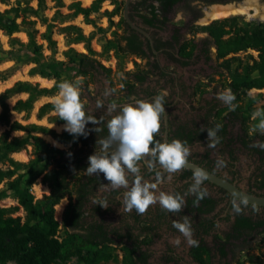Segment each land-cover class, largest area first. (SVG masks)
Wrapping results in <instances>:
<instances>
[{
	"label": "trees",
	"instance_id": "trees-1",
	"mask_svg": "<svg viewBox=\"0 0 264 264\" xmlns=\"http://www.w3.org/2000/svg\"><path fill=\"white\" fill-rule=\"evenodd\" d=\"M36 1V9H33L28 3L22 5V0H16L15 5L0 12V31L8 37L9 46L16 51H10V54L14 55L12 59L19 61L21 60L20 55H27V62L34 65L29 70L30 76L38 75L42 78L54 79L53 86L50 88L40 87L38 84L27 81H17L0 94V126L7 127L0 135V163L8 165L6 169H0V183L6 180L7 190L13 191L14 198L18 203V206L14 207L0 206V264L9 262L15 264H66L72 259L80 264H148L149 255L143 248H147L153 239L151 236L153 230L150 227L144 226L143 233L135 236L131 232L123 234L119 230L109 232L98 221L86 222L92 213L101 211L100 205L93 206L91 213L86 209L101 178L89 176L85 170L88 167V157L95 151L100 152L101 145L96 141L108 137L107 120L87 112L86 105L82 103L86 115L95 117L99 123L86 124V137L83 135L74 136L67 131L56 133L45 126L34 123L22 125L17 121L11 122L10 108L6 103L14 95L26 94L27 98L17 101L12 110L28 116L36 101L44 97H52L58 92L57 84L63 80L74 83L77 78L81 77L82 81H86L87 77L92 78L96 73L102 72L107 74V77L111 76V70L105 68L94 58L97 55L91 48L94 34L86 36L77 26L68 25L61 27L59 31L68 33L72 37L71 44L82 43L88 53H77L69 49L64 53V61H47L43 55V46L37 43V37L46 42L48 50L54 51L56 43L53 33L57 23L61 24L81 15L86 24L93 25V21L89 18L90 15L98 13L102 3L108 1L114 9L110 13L105 11L104 15L108 18L110 27L113 26L111 19L118 15L119 20L115 25L122 29L123 34L119 36L116 32L112 33L115 39L106 41L102 45L101 54L112 51L117 59L119 69H122L126 55L145 57L144 51L139 47L140 38L124 22L120 0H93L88 7H82L80 1L72 0L73 2L67 6L70 14L66 15L60 12V9L64 7V1L52 0L56 10L50 19L44 15L47 9L45 0ZM136 1L132 6L135 15L144 24L153 27L156 23L164 24L167 20L166 14L173 5L182 0ZM154 1L158 2L156 6L152 4ZM9 2L10 0H0V3L4 5H9ZM18 19L20 22H17ZM239 19V17H232V19L215 20L209 25L197 26L192 30L193 34L197 32L207 34V38L202 43L203 51L209 56L211 47H214L218 67L232 76V80L225 85V89H231L236 97L233 101V104L236 105L235 111L229 107L226 110L218 111L214 107L210 108L204 128L221 125V129L217 133L220 143L217 145L228 149L236 142L243 149L264 161V150L252 146L254 142H257L256 139L259 142H264V134L255 131L249 135L247 126L254 113L253 103L263 98L262 94L251 97L248 92L254 89H264V23H253L243 27L238 24ZM37 23L44 27L42 33L35 28ZM18 32L26 34L27 42L25 44L13 37V34ZM194 43V41L182 43L180 55L190 59L196 49ZM248 50L257 52L256 58H252L250 55L246 58L237 56V54ZM0 51H2L1 45ZM134 65L136 68L134 71L125 72L126 75L132 77V81L124 82L126 98L134 93L135 85L146 82L151 74L145 69H140L139 64L134 63ZM7 76L8 73L5 78ZM205 85L208 86V84ZM53 105L54 103L51 102L42 104L37 110V118L40 120L49 115L51 111H55ZM261 108L264 110V105ZM224 112L226 114L223 115ZM49 122L65 124L58 115L49 117ZM236 123L240 124V133L234 140L228 139V129ZM95 128L100 130L94 131ZM163 129L161 124L159 133L154 135V140L161 142ZM12 132H22L23 134L11 136ZM40 134L50 136L59 144L71 145L72 150L67 152L58 149L40 137ZM172 134L175 136L174 138H178L182 142L187 141V146L196 141L207 139V132L201 131V128L196 126L189 130L186 126H180L176 133ZM27 146L31 147L33 158L26 164L16 162L10 157L11 154L18 153ZM114 148L115 144L109 151ZM41 164L42 166L38 168ZM208 166L209 164L205 168L211 170ZM48 167H51L50 170L45 172ZM20 170L24 172L17 174ZM77 174L80 176L76 179ZM192 175L188 171L185 172V176ZM14 176L16 177L13 178ZM38 178L43 185L49 188L51 194L34 201L30 189ZM72 179L76 180L71 188L73 196L68 199L60 224L55 218V206L64 197L59 193L69 190V180ZM259 189L264 190V175L259 180ZM117 193L115 192L114 195ZM6 197L5 190L0 191V200ZM193 201L188 202V206L193 210L207 212L212 209L213 199L211 198L200 200L201 206H195L196 208L193 206ZM19 208L24 211V219L20 216H13ZM60 227L66 230L67 237L64 239H60ZM260 228L264 232L263 220L254 223L248 217L239 216L233 228L234 234L245 238L240 246H236L237 251L247 250L253 238L249 239L250 236L254 233L262 234ZM144 231L147 236L141 239ZM117 251L122 253L120 260L116 254ZM190 255L199 264H209V250L205 247L200 245L194 247ZM221 255L226 256L223 247ZM171 260L172 258H168L167 261ZM254 264H262V262L257 261Z\"/></svg>",
	"mask_w": 264,
	"mask_h": 264
},
{
	"label": "rangeland",
	"instance_id": "rangeland-1",
	"mask_svg": "<svg viewBox=\"0 0 264 264\" xmlns=\"http://www.w3.org/2000/svg\"><path fill=\"white\" fill-rule=\"evenodd\" d=\"M64 7L60 9L61 14L66 15L70 14L69 10L67 9V6L70 5L73 1L72 0H63ZM80 1L82 7H88L90 6L91 2L93 0H77ZM246 1V0H244ZM121 2V9L123 7L124 0H120ZM16 0H10L9 5H4L0 3V12H3L4 10L10 8L11 6L15 5ZM25 3H28L29 6H31L33 9H36L37 7V1L36 0H22V5ZM243 3V2H242ZM257 3L261 7H264V0H257ZM46 4V11L44 12V15L50 19L55 10L54 9V3L52 0H45ZM214 7V6H212ZM211 8V7H210ZM210 8H207L203 10L204 14L200 18V20L197 21L195 24L193 21L195 17V13L187 12L182 7H176L172 16L173 19H171L169 23V27H166V29L162 32L164 34H169L168 32L170 29L174 28V26L178 29H180L182 39L191 41L195 37L196 42L198 45L203 43V40L207 38V34L197 32L195 34L192 33V30L194 27L197 26H206L211 23V21L206 22V19H208L207 12ZM114 7L108 2H103L101 5V9L98 13H93L90 15V19L93 21V25L86 24L84 22V19L81 15H78L73 20H68L65 22H62L61 24L57 23V27L54 29V40H55V49L54 51H50L47 48L46 42L41 40L39 37H37V43L41 44L43 46V55L45 56V59L48 60H57V61H64V53L72 49L76 51L77 53L87 54L88 52L85 50L84 45L82 43L79 44H71L72 43V37L69 36L68 33H64L59 31L61 27L65 26H77L79 27L83 34L86 36H90L94 34V39L91 41V48L94 52H96L97 55L94 56V58L100 62L105 68H108L111 70V76L107 77V74L105 73H96L92 78L87 77L86 81H82V84L80 85V97L83 104L86 105V111L90 112L92 114H96L99 117H103L107 120L111 118V115H115L119 113L120 107L126 103H128L132 99H127L125 97L126 91L124 90V82L127 80L132 81V77L126 75L125 72H132L134 71L135 65L139 64L140 69H145L144 62H139L136 60V58L133 55H126V57L123 60L122 69L118 68L117 59L115 58L114 53L111 51L109 53H103L102 52V45L105 44L106 41H113L115 39L114 35L112 33L116 32L121 36L122 29L117 27L115 24L119 20V16H114L111 21L113 23V26L110 27L108 18L104 15V12L107 11L108 13L112 12ZM206 11V13H205ZM197 15V13H196ZM242 14H236L231 15L227 18L223 19H232V17H239L238 24L240 26L245 27L246 25L253 24V23H264V17L263 18H247L246 16H238ZM33 19V18H32ZM222 20V19H218ZM215 21V20H214ZM17 22H20V19L17 20ZM213 22V21H212ZM198 24V25H197ZM35 28L39 30L40 33L44 31V27H41L39 23L35 25ZM106 30V31H103ZM14 38H17L21 43L25 44L27 42V37L24 32H18L13 34ZM9 39L8 37L0 31V45L1 50L0 51V94L7 88H10L15 82L17 81H27L32 84H38L40 87L44 88H50L53 86L54 79H46L42 78L38 75L30 76L29 70L34 66L31 63H28V56L27 55H18L16 56L21 57V60L15 61L12 59L14 55L10 54V51H15V49H12L9 46ZM16 52V51H15ZM252 56V58H256L257 52L254 50H248L246 52H242L237 54V56H240L242 58H246L247 56ZM209 61L208 60H196V63L189 68V70L185 73L180 68H177L176 66L170 67L169 69H173L175 72H178L180 75L181 81H183L184 85L186 86V94L181 95L180 99L181 101L184 100L189 101V110L186 109V107L183 106V104H177L175 107H173L170 110L171 114V120L173 125L184 123L186 125L191 126L192 128L196 127H203L204 123L207 122L209 109L213 108L218 111L220 109H227L229 106L225 105L221 100L217 98V94L223 90H225V85L227 83H230L232 80V76L230 74L226 73V71L220 69L218 67V62L215 60L214 55V47H211L210 54H209ZM8 73V76L5 78L6 74ZM77 79H82L81 77ZM76 79V80H77ZM75 80V81H76ZM165 80L162 78L160 79L158 76H153L149 83H146L143 88L149 89H157L162 90L164 86ZM154 83V84H152ZM205 84H208L206 86ZM58 93V92H57ZM57 93L52 97H44L36 101L33 105L32 112L26 116L24 113H17L12 110V108L15 106L16 102L19 100H25L27 98L26 94H17L13 97L9 98L6 103L8 104L10 108V120L17 121L22 125L26 124H37L41 126H45L50 130H53L56 133H61L64 130V124H55L49 122V117L58 115L56 111H51L49 115L44 116L42 119L37 118V110L38 108L47 102L54 103V99L57 95ZM248 94L251 97L256 96L257 94H262L263 98L258 100L257 102H254L252 105V109L254 112L261 111L263 113L264 110H262V106L264 105V89L262 90H250ZM100 100L103 102L104 107L97 108V101ZM116 105L115 112H112L111 115L108 113V108L110 105ZM230 108V107H229ZM226 114L225 112L223 115ZM222 115V116H223ZM259 117L256 119H253V115L250 119V122H248V133L251 135L254 131L253 128L255 125L259 123ZM7 127L0 126V135L3 131H5ZM240 124L236 123L233 124V126H230L228 129L229 137L228 139L234 140L235 137L240 133ZM22 132H12L11 136H21ZM46 142L51 144L52 146L65 150L67 152L71 151V145H63L59 144L55 140H53L50 136L41 135ZM255 141H258L256 139ZM232 151L234 153V158L236 162H234V169L237 172V183L238 186L241 188H246L248 180L252 177L255 168L257 166V158L251 154L248 150L243 149L239 146L236 142L231 145L230 148L226 149L222 145H217L215 148H209L207 146V141H204L202 143L195 144L190 149V155L191 158H198L202 159L203 156L209 152L210 157L215 161L216 163V170L221 172L224 176H229V167H228V161H230V157L228 155H225L226 152ZM10 157L19 163L26 164L30 159L33 158L32 156V149L30 146H27L24 150L11 154ZM225 161L224 166H218L219 160ZM42 166L39 165L38 168ZM8 165H3L0 163V169H6ZM228 167V168H227ZM51 167H48L45 172L49 171ZM23 170H20L17 174L23 173ZM17 176V175H16ZM14 176L13 178H15ZM80 176L77 174L75 177ZM91 176H98L101 178V183L95 187L94 194L90 197L89 203L87 205V210L91 213V209L93 206L104 204L106 203L107 208L101 207V211L99 213H92V216L89 217L86 222L91 221H98L101 222L105 228L109 231H117L119 230L121 233H124L126 231H131L136 235L140 234V227L144 224L146 225L150 221L153 220V215L155 213L156 208L158 207L159 203H156L152 206H150L147 210V212L143 215H138L135 210L132 212H127L124 210L123 205V194L118 196L114 195L115 192H124L125 189H113L111 185H107L109 182L104 178L103 174L100 173L99 175H91ZM12 178V179H13ZM11 179V180H12ZM75 179L69 180L70 188L68 191L60 192L59 194H62L64 197L60 200V203L55 206V218L56 220L61 224L62 220V213L68 204V199H70L73 196L72 187L75 183ZM131 184V180H129ZM182 185V183L179 184V186ZM164 190H168V186H163ZM5 190L6 192V198L3 200H0V206L1 207H14L18 206L17 200L14 198V193L12 190H7L6 186V180H4L2 183H0V191ZM30 193L33 196L34 201L40 200L45 195H50L51 191L49 188L45 185H43L40 181V178H38L33 184V186L30 189ZM13 216H20L22 219H24V211L22 208H19L18 212H16ZM139 217V223H135L134 217ZM180 220L181 217L175 218L173 215L168 218V221L165 223H157L155 226V237H152L151 244L147 248H143L149 255L148 264H165L163 261L167 258L169 254L166 253L167 248H173L175 251V254L177 258H181L182 261L178 264H187L188 259L184 253V250L186 248L185 244V238L178 232L177 229L173 227V220ZM61 233L60 239H64L67 237L66 230L60 227ZM224 229L220 228L216 235L224 233ZM213 235V236H216ZM176 237L180 238L181 243L177 246L174 243V240ZM143 239V238H142ZM116 247V246H115ZM118 255V259L120 260L122 258V253L120 251H117L116 253ZM215 263L221 264V262H217L214 260ZM257 261H261L262 264H264V235L263 234H254L252 238V242L250 247L245 250L243 253H241L237 258L236 261L230 262L229 258L224 261V264H254ZM8 264H15L14 262H9ZM66 264H80L77 263L75 259L70 260ZM173 264V263H171Z\"/></svg>",
	"mask_w": 264,
	"mask_h": 264
},
{
	"label": "flooded vegetation",
	"instance_id": "flooded-vegetation-1",
	"mask_svg": "<svg viewBox=\"0 0 264 264\" xmlns=\"http://www.w3.org/2000/svg\"><path fill=\"white\" fill-rule=\"evenodd\" d=\"M136 2L137 1L134 0L133 3H131L130 17L137 26H139L145 32H147L150 38H147V36L138 33L137 31L129 28L128 26L127 27L138 35L141 41L139 47L145 53V57L143 58L135 55L134 57L140 63L144 62L145 70H147V72L151 74L146 80V82H144L143 84L135 85L134 93L130 95L127 99H132L128 103L134 104L136 99L151 102L154 100V98L157 95H161L164 97L165 113L169 115L168 142L170 143L173 139H178V138H174L175 136H173L172 133H176L177 129L180 126H186L187 130L193 128L184 123H179L176 125H173L172 123L171 120L172 116L170 114V110L173 107H175L177 104H181V103L183 104L184 107H186L187 110H189V101H187V103L184 100L181 101L180 99L181 95L186 94V90H187L186 86L184 85L183 81H181L178 72H175L173 69H169L168 66L173 68L176 66L177 68H180L183 72L186 73L189 70V68L196 63L197 59L209 61L210 57L204 53L203 44L200 45L197 44L195 37L193 38V40H191L195 42L194 44H196V49L194 50L192 57L190 59H186L185 57H182L180 55V46L182 45V43H185L187 40L182 39L180 29L174 26V28L170 29V31L168 32L169 34H164L162 32L166 29V27H169V23L171 19H173L172 14L176 7L180 6L185 10H187V12L195 13L193 22L196 24L197 21L200 20V18L203 16L204 9L207 10V8L220 4H227V5L233 3L238 4L244 2V0H182L181 2L173 5L170 11L166 14L167 20L164 24L156 23L154 24L153 27H149L148 25L144 24L143 21L138 16L135 15L132 6H134ZM152 4L156 6L158 2L154 1V3ZM155 75L158 76L160 79L162 78L163 80H165L163 89L157 90L154 88L147 90L146 88H143V86L146 83H149L152 77ZM163 121H164V115L161 117V124L162 127L164 128ZM162 137H163V133H162ZM162 137H161V142H162ZM204 141H207V139L196 141L195 143H193L188 147L191 149L195 144L202 143ZM225 155H228V157H230V161H228L229 168L227 167L229 169L228 177L224 176L221 172L216 170L215 168L216 163L210 157L209 152H207L202 159L188 157L187 162L197 164L206 170L208 169L205 168V166L209 164L208 167L211 170L208 171L224 179V181L232 185H236L239 189L244 190L250 194L264 197V190L259 189V180L261 176L264 175V161L257 155H254L258 161L257 166L255 168L252 177L248 180L246 188H241L238 186L237 172L234 169V162H236L234 158V153L232 151L229 152L227 151ZM139 167H140V174L142 175L144 180L149 181L151 183H157L158 185L157 191H164L166 193H179L180 195L185 196V193L188 192L189 187L193 183L192 176H185V172H186L185 169L175 174H172L170 178H169V174L166 173L165 176L160 180L162 170L158 163L155 169L150 170L145 164V162L142 160L139 162ZM158 172L160 173L159 179L157 178ZM128 179L132 181L133 176L129 174ZM101 182L102 181L100 179L99 184ZM180 183H182V185L179 186ZM98 185H96V187ZM163 186L165 187L168 186L169 189L164 190ZM201 187L207 190V196L205 198L213 199L212 201L213 205L211 211L199 212L196 209L193 210L192 207L188 206V202L195 200V196L192 194H188L185 196L186 206L182 209L180 213H169L163 210L161 206L158 204V207L156 208L155 213L152 217L153 218L152 221H150L146 225L144 224L143 226L139 223L140 220L139 217L135 216L134 221L135 223H139L141 225L140 233L141 232L143 233L142 228L144 226L150 227L151 230H153L151 236L155 237V232H156L155 225L157 223H162V222L165 223L166 221H168V218L172 215L175 218L182 216H190L192 220L193 238L199 242L198 245L205 247L206 249L209 250V255H208L209 264H217L215 263L214 260H216L217 262H221V264H224V261L227 260L228 258L230 262H234L236 261V258L241 253L244 252V251H237L236 246H240L245 238L244 236H236L237 234H234L233 228L237 218L239 216L248 217L254 223L260 220L264 221V209L263 207L246 204L236 198L232 199L230 195L224 191V189H221L207 182L206 180L203 181ZM122 194L123 192L120 191L118 192V196ZM234 202L241 207L242 211L240 213H236L233 210ZM198 206H201V201H199ZM220 228H223L225 232L216 235V233L218 232V230H220ZM259 230L264 235L263 229L260 228ZM128 232L131 231L128 230L123 234H126ZM254 234H260V233H254ZM254 234H252L250 238L248 236V238L251 239ZM134 235L137 236L136 234ZM146 236L147 233L145 232L142 238ZM185 246L186 248L184 250V253L188 259L187 264H199L197 261H194V259L190 255V252L194 247L189 246L187 242ZM222 247H223V251L226 253L225 257L221 255ZM166 253L169 255L163 261L165 264H171V263L178 264L182 261L181 258H177L173 248H167ZM168 258H172V260L168 262L167 261Z\"/></svg>",
	"mask_w": 264,
	"mask_h": 264
},
{
	"label": "clouds",
	"instance_id": "clouds-1",
	"mask_svg": "<svg viewBox=\"0 0 264 264\" xmlns=\"http://www.w3.org/2000/svg\"><path fill=\"white\" fill-rule=\"evenodd\" d=\"M81 79L74 83L63 80L57 84L58 93L54 99V110L59 118L65 122L64 130L74 136H87L85 126L88 123L98 124L99 121L93 116H87L84 105L80 99ZM217 98L231 110L235 111L236 105L233 101L236 99L231 89H225L217 94ZM164 97L157 95L153 101L148 102L136 99L134 104L126 103L120 107L119 113L115 112L116 105H110L108 113L111 118L107 122L108 137L96 141L101 145L100 152L96 151L88 157V167L85 172L87 175L103 174L113 189L123 188V205L127 212L136 211L138 215H143L148 208L159 203L161 208L169 213H180L186 206L185 196L192 194L195 196L193 206H198L199 201L207 196V190L201 185L207 179L203 169L193 170V183L185 193V196L179 193H166L157 191V183H151L144 180L140 174L139 162L144 161L147 167L155 169L157 163L165 173L172 174L180 172L187 164L188 157L191 154L187 141L173 139L169 142H160L154 140V135L159 133L161 127V117L165 115ZM97 108L104 107L103 102L97 101ZM259 119V123L254 126L253 131H259L264 134V113L256 111L253 113V119ZM217 124L214 128H203L201 131L207 132V146L215 148L220 143V137L217 135L221 129ZM100 129L95 128L94 131ZM115 144V148L109 151ZM253 147H259L264 150V142H254ZM70 155V154H69ZM218 166H224L225 161L219 160ZM133 179L131 184L128 175ZM160 173H157L159 179ZM107 208L106 203L99 204ZM233 210L236 213L242 211L241 207L235 202ZM173 227L185 238L187 244L191 247H197L199 242L193 238L192 220L190 216H182L180 220H173ZM174 243L178 246L181 241L176 237Z\"/></svg>",
	"mask_w": 264,
	"mask_h": 264
},
{
	"label": "water",
	"instance_id": "water-1",
	"mask_svg": "<svg viewBox=\"0 0 264 264\" xmlns=\"http://www.w3.org/2000/svg\"><path fill=\"white\" fill-rule=\"evenodd\" d=\"M133 1L134 0H125L124 6H123V11H122L123 20L129 28L137 31L138 33H141V34L147 36V38H150V36L147 34V32H145L142 28L137 26L132 21V19L130 17V5H131V3H133ZM238 4H242V3H238ZM238 4L233 3V5H238ZM226 5L227 4H220V5H216V6H226ZM231 5L232 4L227 5V6H231ZM238 16H242V15H238ZM212 21H214V20H212ZM168 121H169V115L167 113H165L164 121H163L164 132H163L162 142H168V138H169V122ZM196 168L203 169L207 175V179H205V180L207 182L221 188V189H224V191L226 193H228L232 199L236 198V199L241 200L242 202H244L246 204L258 206V207H263V209H264V197L263 196L253 195V194H250L244 190H241L236 185H232V184L224 181V179L218 177L217 175H215L212 172L202 168L201 166H199L197 164L187 162L186 166L184 167V169L186 171L191 172V173H193V170ZM161 170H162V174H161L160 180L166 174L163 169H161Z\"/></svg>",
	"mask_w": 264,
	"mask_h": 264
},
{
	"label": "bare ground",
	"instance_id": "bare-ground-1",
	"mask_svg": "<svg viewBox=\"0 0 264 264\" xmlns=\"http://www.w3.org/2000/svg\"><path fill=\"white\" fill-rule=\"evenodd\" d=\"M242 14L247 18H263L264 7H261L257 0H246L242 4L231 6H214L208 12L206 22L227 18L231 15Z\"/></svg>",
	"mask_w": 264,
	"mask_h": 264
},
{
	"label": "crops",
	"instance_id": "crops-1",
	"mask_svg": "<svg viewBox=\"0 0 264 264\" xmlns=\"http://www.w3.org/2000/svg\"><path fill=\"white\" fill-rule=\"evenodd\" d=\"M22 94H24V93H22ZM14 154V153H13Z\"/></svg>",
	"mask_w": 264,
	"mask_h": 264
}]
</instances>
